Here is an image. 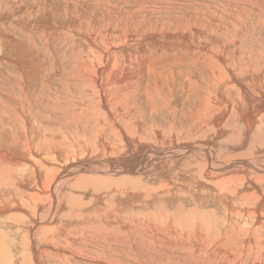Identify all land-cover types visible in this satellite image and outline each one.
I'll list each match as a JSON object with an SVG mask.
<instances>
[{
	"label": "bare ground",
	"instance_id": "bare-ground-1",
	"mask_svg": "<svg viewBox=\"0 0 264 264\" xmlns=\"http://www.w3.org/2000/svg\"><path fill=\"white\" fill-rule=\"evenodd\" d=\"M66 1L45 3V9L57 13L54 19L63 12L67 21L79 22L81 20L79 9L75 7L74 12L70 11L69 7L72 5ZM232 8L235 9V6L233 5ZM17 9L18 7L14 10ZM191 9L196 11L186 13V18L183 16L186 21H194V25H205L204 21L208 17L214 20L213 9L223 10L213 5L205 7L195 3L188 11ZM46 10L43 14L44 18L41 17L43 21L39 20V22H44L49 27L50 15ZM27 14L31 15L29 12ZM6 18L7 15L0 17V45L7 49L12 59L6 57L0 48L4 53L0 55L2 58L0 70L16 64L19 72L8 76L13 84L12 87L7 89L8 83L4 86L0 85V195L10 196V199L0 197L2 198L0 220L5 218L12 227L13 213L25 214L24 217L30 221L28 235H31V244L28 255L23 253L24 257L12 256L11 245L6 243L8 236L6 238L4 232L0 231V264H40V261L45 264H70L68 258L72 257L95 262L94 257H86V248L81 247L83 253L77 252L76 249H79L81 242H88L97 250L92 252L100 254L108 238L119 240L118 247L113 246L117 264H121L126 253L134 262V258H137L134 253L141 247H146L149 251L151 245L164 246L166 250L180 253L186 251L188 262L193 256L191 250H198L210 253L227 264H264V76H255L253 73L250 78L243 80L244 82L242 80L239 82L237 73L234 75L230 70L227 75L224 73L225 78L217 80L211 102L216 104L220 103V100L224 105L229 106L230 110L227 113L226 106L223 111L221 109L217 112L219 114L222 111L212 120V133L208 136L212 139L207 140L206 137L207 142L205 144L203 142L204 145L200 144L202 140L196 144L184 143L181 139L182 136L187 135L184 130L178 131L170 127V131L160 132V128L154 124L151 125L152 129L148 130L154 132L152 142H149L145 132H142L144 124L141 114L135 109V105H138L136 96H139L138 89H141L139 87L143 85L145 75L155 73L162 64H156L157 59L147 58V52L143 54L144 57L133 55V59L130 58L136 53L135 51H141L142 54L147 50L142 43L131 41L134 34H126L122 26L119 28L105 21L101 25H96L91 20V26L89 27V22L87 25L89 28L81 27L71 36L70 43L61 45L62 51L53 53L51 52L53 49L48 50L53 53V59L59 58L61 67L58 69L59 72L42 79L41 73L44 70L32 68L38 61L34 56L35 46L32 43L35 34L30 40L20 39L19 35L14 33L10 34L2 26ZM19 18L18 22L21 21ZM83 18L86 19L87 16L83 15ZM186 30L196 37L203 34V31L197 30L196 27H192L191 30L186 27ZM185 33L184 31L182 34L186 35ZM38 34L40 38L43 37L41 32ZM164 35L166 40L170 41L168 52L172 55L171 61L175 63L176 57L171 46L191 40L187 37L180 38V34ZM58 37L63 39L64 35ZM157 39L160 41L159 38ZM22 40L32 51L28 63L21 61L24 59L23 53L27 56V46H24L25 48L20 46L23 45ZM152 41L151 43H154ZM151 43L147 45L150 46ZM160 44L159 47L166 49L164 46L167 43ZM73 50L82 51L81 60L66 52ZM25 58L27 60V57ZM202 59L207 61V63L203 61V64L210 66L212 72H209L212 77L224 71L220 63L221 59L215 60L213 54H205ZM147 60L151 62L147 64ZM224 60L228 61L226 58ZM117 61L121 63L117 65ZM137 61L138 69L133 67ZM237 63L235 62V66ZM29 68H32V71H29ZM248 68L247 63L235 67L238 71ZM60 73L64 74L63 81L59 80ZM0 75L3 76V72ZM50 78L52 80L56 78L59 82L60 89L56 94L49 91L51 85L47 84V81ZM37 83L41 88L35 91L36 86L39 85ZM207 88L205 91L208 90ZM29 92H32L34 101L30 100ZM42 93H44L43 99L49 96L44 102L45 113H40L36 109V105L42 102ZM182 103L180 108L185 105L184 100ZM241 103L245 104L244 110H241ZM207 106L212 107L210 103H205L204 111H208ZM177 107L172 108L176 110ZM181 111L184 112V116L185 113L187 114V110L181 109ZM226 113L229 121H232L230 116L233 113L240 114L241 122L245 127L242 128V141L239 139L241 142L236 137L237 132L234 127L229 131L230 137L226 136L228 138L221 141L225 137L223 135L228 132L227 130L223 133L220 130L223 129L221 126L225 121L224 116H227ZM40 116H44L45 120L36 123V119ZM189 119L190 122L195 123L193 113ZM197 121H200L199 118ZM206 122L208 123V120ZM203 126L200 127L202 132ZM192 127L195 128L194 134L200 136L199 126L193 124L190 130L193 129ZM216 134L223 137L219 139ZM236 141L238 144L235 143ZM123 148L127 150L135 148L132 150L134 153L127 155ZM27 172L29 177L25 179L22 175ZM144 182L157 183V187L148 188L143 184ZM188 187L198 193L200 198L197 199L202 201L193 210H185L182 207L184 205L181 206L179 201V198L186 200L183 190L186 191ZM144 202L150 205L155 203L157 208L154 206L151 214L144 215L140 212V206L145 205ZM160 202L168 206L176 204V212L169 213ZM65 203L71 207V210L65 216L60 215L61 223L58 222L60 226L55 227L57 217ZM204 204H213L220 213L222 209L226 210L233 204L237 208H235L236 212H230L232 208L230 213L225 214L229 216L230 224L218 232H212L215 228L212 230L210 227L212 222L209 221L213 220V224H216L222 218H214L216 212L200 214L198 208ZM123 205L126 206L125 209L129 208L130 213L126 210L124 215L118 213L119 210H123L120 209ZM91 208L101 209L103 214L100 215L97 211L91 213ZM135 210L140 213H136ZM193 215L197 217L192 218ZM14 216L21 221V216ZM99 222L104 227L98 226ZM81 224L86 225L85 234L81 228L76 231V235L72 232L65 233L67 226L72 230L73 227ZM110 226H116V231L110 229ZM87 231L89 236H92V233L96 234L97 241H94L96 242L94 246L92 245L94 238L90 237L92 241L86 239ZM35 240L42 245L49 242L47 244L49 249L44 252L37 250ZM57 242L66 244L60 246L62 251L54 250L58 247ZM75 243L76 245H73ZM132 249L135 250L133 254L129 253ZM45 257L47 259H44ZM200 260L196 257L194 261H190V264H198Z\"/></svg>",
	"mask_w": 264,
	"mask_h": 264
},
{
	"label": "rangeland",
	"instance_id": "rangeland-1",
	"mask_svg": "<svg viewBox=\"0 0 264 264\" xmlns=\"http://www.w3.org/2000/svg\"><path fill=\"white\" fill-rule=\"evenodd\" d=\"M55 1H58V0H53V1L52 0H50V1L49 0H47V1L46 0H0V17L7 15V18L5 20H3L4 23L2 24V26L6 31H9L10 34L14 33L17 36L19 35L18 37L20 39H24V38L27 39L28 38L30 40L32 38V36L35 34L33 37L32 43L36 47V48L34 47V49H35V51H34L35 55L34 56L38 58V61L36 64H34L32 66V68L34 69V67H37L40 70H44V72L41 73L42 79H46V78L50 77V75L54 72H59L58 69L61 67V64L59 62L60 60L57 57L55 59H53V57H52L53 53H56L57 51H62L60 48V47H62L61 45L62 44L64 45L66 43H70V41H72L71 36L74 35L81 27L89 28L91 26V20L93 22H95L96 25H101L105 21L106 23H108L110 25H116L119 28H121V26H122V30H124L126 34L127 33L134 34V38H132L131 41L136 42V43L140 42V44L142 43V45L147 50H145L142 54L140 53L141 51H139V52L135 51L136 53H134V54L130 53V55L132 54L130 58L133 59V55H137V57H140V56L144 57L143 54H145L147 52V55H146L147 58H151L154 60L157 59L158 62H156V64H159V63L162 64V67H158L155 70V73L148 74L147 76L145 75V81H144L143 85L139 87L141 89H138L139 96H141V97L144 96V97L139 98L138 95L136 96V97H138V100H137L138 105L137 106L135 105V107H136L135 109L139 114H141L142 123L144 124L142 132L143 133L145 132L144 134H146V136L148 138L147 141H149V142H152V135L154 134V132L153 131L149 132L148 130L149 129L151 130L152 129L151 125L154 124L157 126V128H160L159 129L160 132L161 131H170V129H171L170 127H173V128H175L174 130H178V131L184 130L183 132H186L187 135H185V136L180 135V136H182L181 139L184 140V143L196 144V143H199L200 140H202L201 141L202 143L200 142V144H203V142L205 144L207 142V140L212 139V137H208L212 133V123H213L212 120L215 117H217V115H220L222 113V111L225 109V107L227 106L226 104L224 105L223 102H221L220 100H219L220 103H216V104L211 102L212 97H213L212 94H214L213 93L215 90L214 87L217 84V80L225 78L224 76H226L230 70H231L230 73L233 72L234 75L236 73L238 74V75L236 74V76L238 78V81L240 80L239 82H241V80H242V82H244L246 80V78H250L251 74L253 75V73L255 76H259V75L264 76V0H212L213 2L211 0H204V2H202L201 0H67L68 3L72 5V7H69L70 11L74 12L73 10H75V7H77L79 9L78 14L80 15L81 20H79V22L78 21L73 22V20H72L71 22H73V23H71L70 21H67L68 19H67V17H64L65 14L63 12H61L59 14L58 18L54 19L53 17L55 15H57V13L45 9V7H46L45 5L48 2H55ZM247 1H249V2H247ZM194 3L201 5V6H205V7L213 5L215 7L223 8V10L216 11L213 9V15L215 16L214 20H212L210 17H208L204 21L205 25H194L193 24L194 21H189V20L186 21V19H185L186 13H193L196 11L195 9H191V11H188V9ZM22 5H24L25 7ZM233 5L235 6V9L232 8ZM16 6L18 7V9L14 10L17 8ZM43 8L46 10V13H48L50 15V17L48 18L49 21H51V24L49 25V27H47L44 22H39V20L43 21V18L45 16V15H43L45 13V10H43ZM53 8H55V7H53ZM27 12L31 13V15L28 16ZM84 13H86V14H84ZM83 15L87 16V18L84 19ZM183 15L185 16V18ZM22 16H25V18H22ZM35 16H36V18H35ZM42 16H43V18L41 19ZM18 18H19V20L21 19V21H20L21 23L18 22ZM29 19H31V20H29ZM82 21H84V22H82ZM80 22H82V23H80ZM88 22H89V27L87 26ZM190 22H192V23H190ZM189 25H190V27H189ZM186 27L189 30H191L192 27L193 28L196 27L197 30L203 31V34L198 35L196 37L193 35V33H188L186 30ZM47 28H48V30H47ZM116 29H118V28H116ZM184 31L186 32L185 33L186 35L182 34V33H184ZM204 31H205V33H204ZM40 32L43 34L42 38L39 37L38 33H40ZM164 34H170L173 36L180 34V38L187 37V38H190L189 40H191V41L183 43V44L178 42V43L171 46L172 50L174 52V55L176 57L175 63L173 61H171L172 55H169L170 53L168 52V51H170V45H171L169 43L170 41L166 40L167 38H166V35H164ZM58 35H64V38L61 39L58 37ZM150 36H151V38H150ZM157 38H159L160 41ZM42 40H43V42H42ZM141 40H142V42H141ZM161 40H164V41H161ZM146 41H148V42H146ZM151 41L154 43H151ZM22 42H23V45H20L21 48H23L24 46L25 47L29 46L28 44L26 45L23 40H22ZM162 42L167 43L166 46H164V48L166 47V49L159 47V46H161L160 43H162ZM75 43H77V42H75ZM144 43L146 45H144ZM148 43H151V45L150 46L147 45ZM72 44H74V43L72 42ZM118 44H119V42H117V45ZM167 45L169 46V48ZM27 47H26L27 56H24L25 54L23 53V57H22L25 60H26L25 57H27V60L25 61L24 59H21V61L23 63L24 62L28 63V61L32 57V51L30 50V46L28 48ZM0 48L2 49V50L1 49L0 50L6 54V57H9L10 59H12V57L7 53V49H5L4 46L1 47V45H0ZM3 49H5V50H3ZM49 49H53L51 51L53 53H50L48 51ZM78 49L80 50L79 45H78ZM151 49H153V50H151ZM1 51H0V55L4 54ZM28 51L30 53H28ZM66 52L68 55H72L76 58L79 57V60H81L82 51L80 52V51L73 50V51H66ZM137 52L139 53V55ZM148 52L149 53L152 52V53H150V56H148L149 55ZM153 54L156 55L157 57L154 56ZM205 54H213L215 60L221 59L220 63L222 64L224 71H221L219 73L220 75L216 74V75H213V77H212L211 73L209 72V71L212 72L210 66H208L207 64H203V61L205 58L202 59V57ZM152 56L155 58H153ZM244 56L247 58H245ZM28 58H29V60H28ZM224 58L228 59V61H225ZM0 59H2V58L0 57ZM245 59H247V60H245ZM249 59H251V60H249ZM133 62H135V61H133ZM150 62L151 61L147 60L146 63L149 64ZM204 62L207 63V61H204ZM235 62H238L236 66H238V64H244V63L246 64L247 63V64H249V68L245 69L243 71H238L235 69V67H236ZM1 63L2 62L0 61V64ZM120 63H121V61H117L116 64L119 65ZM169 63H171V64H169ZM15 65L16 64H14L13 66H10V67L3 68V70H0V74H2V72H3V76L0 75V85L2 84L4 86L8 83V85L6 86L7 89L12 87V85H13L10 78H8V76L11 74H15L17 71L19 72V67L15 66ZM65 65H66V63H65ZM133 65H134L133 66L134 68L136 67V69H138V61L136 63H134ZM32 68H29V71H32ZM164 70H167V71L161 72ZM225 70H226V72H225ZM247 70H251V71L247 72ZM159 72L162 74H160ZM59 75H60V76H58L59 80L63 81L64 80L63 79L64 74L60 73ZM214 76H216V77L214 78ZM54 77H56V76H54ZM158 77H160V78H158ZM161 77L164 80L163 79L161 80ZM156 79H159V80H156ZM210 79H211V81H209ZM162 81H164L165 84L161 83ZM205 81L207 82V84ZM72 83L73 82H70V84H72ZM204 83L206 85H204ZM37 84H39V83H37ZM47 84L51 85L49 87V91L51 93L56 94L60 89L59 82L56 78H54L53 80H52V78H50L47 81ZM211 85H213V86H211ZM206 86L207 87L209 86V87L207 88ZM38 88H41L40 84L36 86L35 91H38L39 90ZM206 88L208 89L207 90L208 92L205 91ZM153 93H155L156 95L155 94L153 95ZM207 93H208V96H206ZM45 94H47V93H45ZM29 95H30V100L34 101L32 98V92H29ZM43 96H44V93H42V102L38 103L36 105V109L40 113H45V111L43 110V108L45 107L44 102L46 99L49 98V96H48V97H45L43 99ZM206 97H208L209 99H207ZM154 100H156V101L154 102ZM183 100L185 102V105L183 106V108H180V103H182ZM25 102H26V100H25ZM135 102H136V100H135ZM156 102H159V103L156 104ZM143 103H145L144 106H143ZM162 103L163 104L166 103V104L162 105ZM205 103H210V105L212 106V107L207 106L208 111L203 110ZM230 105H232V103H230ZM153 106H155L154 110H153ZM173 106H178V107L176 110H174L172 108ZM244 108H245V104L241 103V110L242 109L244 110ZM163 109H165V110H163ZM181 109L187 110V114L185 113V116L183 115L184 112H182ZM221 109H222L221 113L218 114L217 112ZM229 110H230V107L227 106V113ZM207 112H208L209 116H208ZM192 113L195 116V123H192V121L190 122L191 119H189V117L191 116ZM250 113H251V111H250ZM148 115H150V116H148ZM200 116H201V118H200ZM224 117H225L224 118L225 121L221 126V127H223V129H220V130L223 133H226L227 130H228V132H227V134L223 135L225 137L222 136L224 139L221 141H225L228 137H230V136H228L229 131H230V129H232L234 127L235 131L237 132L236 133L234 131L237 135L236 137H237L238 141L241 142L242 141V135L241 134H243L242 128L245 129V127L243 126V123L241 122L240 114L238 113V115H236V113H233L230 116V117H232V121L228 120V114H227V116H224ZM198 118L200 120L199 122H201L202 124H200L197 121ZM202 118H203V120H204V118L206 120H204V122H203ZM210 118H212V119H210ZM209 119H210V121H209ZM40 120H45V117L44 116L38 117L36 119V123H38ZM207 120H208V123L206 122ZM239 121H240V123H239ZM193 124L196 126H199L198 128H200L201 126L204 125L202 128H203V132L205 133V135L202 132L201 128H200L201 129L200 136H199V134L198 135L194 134L195 128L192 127L193 129L190 130L191 129L190 127L193 126ZM228 124L231 126V128H229L230 126ZM205 125H207V126H205ZM209 125L211 127H209ZM205 128H207L206 129L207 132L204 131ZM208 129H210V130H208ZM224 129H226V130L223 131ZM186 130H188V131H186ZM239 131H241V132H239ZM146 132H148V133H146ZM234 132H233V134H235ZM148 135H151V136H148ZM216 136H218L219 139L222 138L221 136H219L217 134H216ZM226 136H228V137L226 138ZM196 137H198V138H196ZM176 138L177 137H175L174 139L176 140ZM232 138H233V136H232ZM205 139H207V140L205 141ZM238 141H236L235 143L238 144ZM125 149L123 148V150L126 151L127 155H129V154L131 155V152L134 153L132 150L135 148H133V149L131 148L130 150H127V149L125 150ZM27 174H28V172L26 174H24V176L22 175V177L25 179L28 178L29 174L28 175ZM19 177H20V175H19ZM5 182L6 181H4V183ZM143 184H146L148 186V188L157 187V183L144 182ZM189 188L190 187H188L186 189V191L183 190L184 195H186V200L179 198L180 205L183 204L184 206H182V205L181 206L184 207L185 210H193L194 208L197 207V205L200 202H202L200 199H197V198H200L199 194L194 192L193 190H191L192 188H190V189ZM66 193H68V191ZM194 193H196V194H194ZM1 194H3V191ZM1 196H3V195H0V197ZM77 196H78V194H77ZM188 196H189V198L191 196V198L189 199ZM195 196H197V197H195ZM3 197L10 199L9 195H6V196L4 195ZM0 199H2V198H0ZM189 202H191V203H189ZM160 203L162 204L163 202H160ZM188 203H189V205H188ZM148 204L145 203V205L140 206V212L143 213L144 215L151 214V211L153 210V208H155V207L157 208V205L155 203H154L155 205L154 204L148 205ZM162 205H164L167 208V211L169 213H171V212L175 213L176 212V204H171V206L170 205L168 206L166 203L165 204L163 203ZM125 207L126 206H124V205L120 206V209H123V210L118 211V213L120 215L126 214L124 212L125 210L127 212L129 211V208L125 209ZM199 208H198V210H199L200 214H204V213L205 214H209V213L211 214L212 212H216V216H214V218H216V219L222 218L219 221V223L218 222H216V224L214 223L215 225L213 224V220L209 221L210 223L212 222L210 224V227H212V230L215 228L214 229L215 231L213 230L212 232H218V231L224 229L227 226V224H230L229 216H227L225 214L226 213L228 214L230 212H236L235 208H237V207L234 206V204L230 205V208L228 207L226 210L222 209L221 213L219 212V210H217L213 206V204H204V206H201ZM66 209H69V210H66ZM231 209H232V211H230ZM70 210H71V207L65 203L64 208L60 211V213L57 217V223H55V225H54L55 227L60 226V223H61L60 217L68 214L70 212ZM100 210L101 209L91 208L90 212L93 213V211H97V212H99L100 215H102L103 213H101L102 211H100ZM140 212L136 211V213H140ZM8 213H10V212H8ZM21 213L22 212L13 213V215L11 216V219L13 221L12 227L9 226V222L5 218H2L0 220V231L4 232V234H5L4 236L6 238L8 236V238L6 239V243H7V245H11L12 256L17 255V257H24L25 255H28V253H29L28 249H29L30 244H31L30 243L31 235H28L29 234L28 225H30V221H27V218L24 217L25 214H23V213L21 214ZM129 213H130V211H129ZM4 214H7V213H4ZM97 214L98 213H96V215ZM14 215L21 216V221H20V218L18 220ZM191 217L196 218L197 215L196 216L193 215ZM227 217L229 220L227 219ZM232 221L234 222V220H232ZM248 221H249V223H251L250 220H248ZM58 222H60V223H58ZM218 224H219V226H218ZM85 226H86L85 224H81L77 227L76 226L73 227L72 230H70L71 229L70 226H67V230H65V233L72 232L76 235V231H79L81 228V230L84 231L83 234H85L86 230H87ZM98 226L104 227V225L101 222H99ZM111 228H112V230L116 231V226H113V227L110 226V229ZM216 229H218V230H216ZM26 232H27V236H26ZM88 232L89 231H87L86 239H89L92 241L91 238H94L93 244H92L94 246L96 244V242H94V241H97L96 234L92 233V236H89ZM25 242H27L28 244ZM36 243L37 242L35 240V244ZM48 243L49 242H47L43 245L40 243L39 244L37 243L35 248L39 251L41 250L44 252L47 249H49L47 247ZM65 245L66 244L64 242H57L58 247H56L54 250L61 249L60 246H65ZM73 245H76V243ZM118 245H119V240H115L113 238H108L105 241V244H104L102 251L100 252V254H98L96 252H92V251H97V250H95L96 249L95 246L93 249L88 244V242H86V243L81 242V246H79V249H76V251L83 253V251L80 250L81 247L86 248L85 249V250H87L85 253V254H87L86 257L87 258L94 257L95 262H92V261L87 262L85 260L83 261V259L81 257H72V258H68V260H69L70 264H117L115 262V254L116 253L113 249V246L118 247ZM99 246H101V245H99ZM73 248H75V247L73 246ZM61 251H62V249H61ZM150 251H152V253ZM134 252H135L134 249L129 250V253H131V254H133ZM183 252L180 253V252H176V251H170V250H166L164 248V246H152L151 245V249L149 251L146 249V247L145 248L141 247L138 252H135L134 254H136L137 258H134V262L130 256H127V253H126V256L123 255L125 257V259L121 260L122 261L121 264H123V263L124 264H148V263L149 264H175L176 262H177L176 264H179V263L180 264H184V263L190 264L191 263L190 261H194L196 259V257L201 259L200 263H198V264H209V262L211 264H218V263L219 264H225L226 263L224 261H221L217 257H214L210 253H204V252H202V251L200 252L198 250H191V253L193 256L190 258V261L188 262L189 258H188L187 253H186V251H183ZM23 253L24 254L27 253V254L23 255ZM94 253H96V254H94ZM60 254H62V252ZM18 255H21V256H18ZM174 255H176V256H174ZM120 257H122V256H120ZM19 259L22 260L21 258H19ZM44 259H47V258L45 257ZM96 260H98V261H96ZM14 261H16V260H14ZM152 261H154V262H152ZM201 261H202V263H201ZM40 264H45V263L43 261H40Z\"/></svg>",
	"mask_w": 264,
	"mask_h": 264
}]
</instances>
